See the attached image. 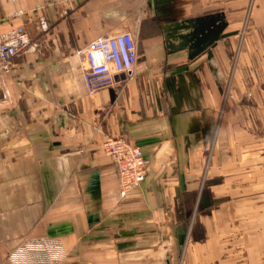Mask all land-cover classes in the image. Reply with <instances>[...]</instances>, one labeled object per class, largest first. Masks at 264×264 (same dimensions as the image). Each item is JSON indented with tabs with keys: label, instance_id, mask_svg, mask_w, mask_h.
<instances>
[{
	"label": "crops",
	"instance_id": "0c3cea01",
	"mask_svg": "<svg viewBox=\"0 0 264 264\" xmlns=\"http://www.w3.org/2000/svg\"><path fill=\"white\" fill-rule=\"evenodd\" d=\"M19 27L40 50L0 76V264L44 238L62 264H264V0H0ZM122 33L134 72L90 95L77 52ZM110 137L150 161L128 194Z\"/></svg>",
	"mask_w": 264,
	"mask_h": 264
},
{
	"label": "built area",
	"instance_id": "2783aa9c",
	"mask_svg": "<svg viewBox=\"0 0 264 264\" xmlns=\"http://www.w3.org/2000/svg\"><path fill=\"white\" fill-rule=\"evenodd\" d=\"M40 28L46 32L49 26L42 20ZM39 47L26 27L1 36L0 76L12 74L16 57L37 53ZM77 55L84 65V81L90 95L111 88L117 76L131 75L138 64V47L130 33L100 37ZM102 149L116 167L123 192L128 194L146 181L150 161L139 146L123 137H110L103 142ZM66 254L61 241L38 239L24 242L12 251L8 261L10 264H62Z\"/></svg>",
	"mask_w": 264,
	"mask_h": 264
},
{
	"label": "rangeland",
	"instance_id": "374dc122",
	"mask_svg": "<svg viewBox=\"0 0 264 264\" xmlns=\"http://www.w3.org/2000/svg\"><path fill=\"white\" fill-rule=\"evenodd\" d=\"M120 187H121V186H120ZM121 191H122L123 194H127V193L123 192V189H122V188H121ZM44 239H48V238H44ZM51 240H53V239H51ZM56 240L61 241L60 239H56ZM28 241H30V240H28ZM28 241H25V243L28 242ZM61 243H62V241H61ZM22 244H23V243H22ZM22 244H21V245H22ZM62 244H63V243H62ZM64 248H65V246H64ZM65 250H66V249H65Z\"/></svg>",
	"mask_w": 264,
	"mask_h": 264
}]
</instances>
